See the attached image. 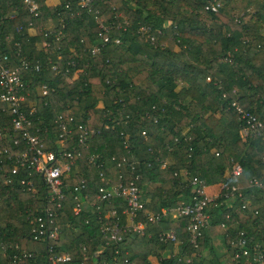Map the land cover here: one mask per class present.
Listing matches in <instances>:
<instances>
[{"label": "trees", "instance_id": "1", "mask_svg": "<svg viewBox=\"0 0 264 264\" xmlns=\"http://www.w3.org/2000/svg\"><path fill=\"white\" fill-rule=\"evenodd\" d=\"M34 1L38 16L23 0H0V51L14 65L27 62L21 71L29 94L22 107L35 105L31 127L46 148L58 147L57 115H72L64 147L75 146L79 154L66 180L86 178L96 200L99 173L115 182L117 162L136 160L122 180L136 182L144 208L153 212L189 200L187 174L205 185L221 182L222 202L207 205L209 223L193 249L188 217H180L149 224L144 234H128L100 252L106 239L94 220L85 223L91 212L73 214L70 193L59 209L58 249L85 264H123L124 256L127 264H152L151 256L158 264H258L256 243L264 255V139L255 131L242 135L245 122L235 105L253 113L264 130V0H219L217 12L204 9L207 0H94L90 10L80 0ZM41 84L49 88L45 95L38 93ZM11 117L0 101V264L22 249L34 253L25 263L41 264L36 252L50 242L29 237V217L43 213L48 189L39 173L13 159L27 144ZM84 128L95 131L86 146L78 141ZM235 164L242 167L238 175L231 171ZM232 186L241 196L224 197ZM97 202L102 214L116 209L122 216L121 197ZM171 227L179 242L159 241L157 234ZM217 236L221 244L215 245ZM244 248L248 254L234 258Z\"/></svg>", "mask_w": 264, "mask_h": 264}, {"label": "built area", "instance_id": "2", "mask_svg": "<svg viewBox=\"0 0 264 264\" xmlns=\"http://www.w3.org/2000/svg\"><path fill=\"white\" fill-rule=\"evenodd\" d=\"M29 8V12L33 16L39 15L38 4L34 0H23ZM94 0H80L79 4L88 10L92 7ZM220 7L219 0H207L204 9L211 12H217ZM99 27L106 30L105 25L97 20ZM102 36L101 33H99ZM103 39L108 40L107 36ZM98 51V46L91 48V53ZM27 62L22 60L20 64L14 65L7 53L0 51V101L11 112L13 127L20 130L22 138L27 144V149L17 151L13 155V159L19 166H26L33 169L35 172L42 176L43 184L48 189L46 206L43 208V213L36 211L29 217V237L36 241H49L46 245L45 252H36L39 263L46 264H85L83 260L74 261L69 251L59 250L61 226L58 221L60 216L59 209L62 207V202L66 198L68 193L72 194L71 210L74 215H80L83 211L91 212L90 217L85 218V223L95 221L98 225L101 235L106 239L105 244L100 246V252L104 249L109 242L119 243L124 240V237L128 234H144L149 224L156 223L158 221L170 218L188 217L187 230L189 232V246L191 249L197 246V239L201 235L202 230L208 225L210 219V213L206 208L208 204H217V198L221 195V189L216 194H208L205 190L204 181L198 176H189L187 174L186 180L192 185L190 197L187 202L182 201L178 205L164 207L159 211L153 212L144 208L143 201L140 199L141 188L136 182L131 179L127 183L122 180V172L124 169L134 170L138 165V161H123L117 162L120 175L115 182L111 181L109 176L101 171L99 173V179L102 185L99 186L96 200L89 195L86 191V178L81 177L78 181L70 182L67 179L71 170V162L74 160V154L78 155L79 151H75V146L71 149H66L64 144L67 142V138L71 134V128L69 126L72 120V115L66 113V118L62 114H58L55 119L58 125L57 143L58 147L55 149H48L45 143L41 140L39 135L32 129L31 116L35 112V105L32 104L28 108L22 107L26 101V95L29 94L27 90L28 83L23 75L22 67L26 66ZM56 65H53L55 68ZM35 70L39 69L38 65H35ZM67 71V69H66ZM38 93L45 95L48 93L49 88L46 84L37 86ZM240 117L244 120L241 133L247 135L250 131H255L262 139H264V130H261L262 122L251 112L245 111L238 105H235ZM157 119L154 118V121ZM144 134L145 131L143 130ZM95 134L94 130L83 129V133L79 136L78 141L86 146V139ZM176 140V138H175ZM128 144L126 143L125 146ZM95 156L89 155L88 160L95 162ZM262 163L264 164V153L262 155ZM166 162L162 163L164 167ZM232 174L238 175L242 171L240 164H235L232 167ZM17 172V167L14 166L11 169V173ZM138 178V174L135 175ZM12 178L6 176L4 182L6 184L11 183ZM21 183L28 185L29 189L33 187L31 179H21ZM253 183L260 184L258 181L253 180ZM34 189V188H32ZM35 191V190H33ZM237 193L241 196V191L232 186L226 187L224 197L228 198L229 195ZM109 197H121L124 203L122 208V216H120L116 209H107L103 214L101 213V205L97 200H104ZM250 202H248L249 204ZM29 216V215H28ZM28 218V217H27ZM73 227V226H72ZM75 229V227H73ZM150 237L151 235L148 234ZM159 241L162 242H179V231L176 227H171L166 231H160L158 234ZM52 242V243H51ZM14 248L18 249L19 245L15 242ZM85 248V247H83ZM256 252L253 255V260L258 264L263 263V248L260 243L255 244ZM115 252H118L116 249ZM247 255L248 250L242 249L240 252H236L234 258H239L240 254ZM34 253L28 252L22 249L20 252H15L11 256L9 264H27L24 262L26 256H33ZM9 258V256H8ZM98 259V258H97ZM103 263H107L102 260ZM128 257L124 256L123 264H127ZM107 264H122L121 261L112 260Z\"/></svg>", "mask_w": 264, "mask_h": 264}, {"label": "crops", "instance_id": "3", "mask_svg": "<svg viewBox=\"0 0 264 264\" xmlns=\"http://www.w3.org/2000/svg\"><path fill=\"white\" fill-rule=\"evenodd\" d=\"M50 3H57L58 0H48ZM50 25L52 26L53 25V21H51ZM221 189V182H218V183H214V184H209V185H206L205 186V190L208 194H216L220 191ZM214 244H221L220 242V237H216L215 240H214ZM150 259L152 260V262H155V264H158V261L157 259L154 257V256H151Z\"/></svg>", "mask_w": 264, "mask_h": 264}, {"label": "rangeland", "instance_id": "4", "mask_svg": "<svg viewBox=\"0 0 264 264\" xmlns=\"http://www.w3.org/2000/svg\"><path fill=\"white\" fill-rule=\"evenodd\" d=\"M202 14H206L204 11L201 12ZM152 264H155V262H152Z\"/></svg>", "mask_w": 264, "mask_h": 264}]
</instances>
